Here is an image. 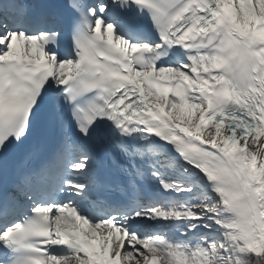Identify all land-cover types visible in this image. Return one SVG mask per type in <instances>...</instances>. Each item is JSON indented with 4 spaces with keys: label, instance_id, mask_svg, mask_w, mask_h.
I'll return each instance as SVG.
<instances>
[{
    "label": "snow or ice",
    "instance_id": "1",
    "mask_svg": "<svg viewBox=\"0 0 264 264\" xmlns=\"http://www.w3.org/2000/svg\"><path fill=\"white\" fill-rule=\"evenodd\" d=\"M0 264H264V0H0Z\"/></svg>",
    "mask_w": 264,
    "mask_h": 264
}]
</instances>
